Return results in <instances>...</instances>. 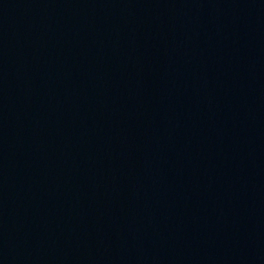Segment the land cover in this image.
Segmentation results:
<instances>
[{"label":"water","instance_id":"water-1","mask_svg":"<svg viewBox=\"0 0 264 264\" xmlns=\"http://www.w3.org/2000/svg\"><path fill=\"white\" fill-rule=\"evenodd\" d=\"M0 264H264V0H0Z\"/></svg>","mask_w":264,"mask_h":264}]
</instances>
